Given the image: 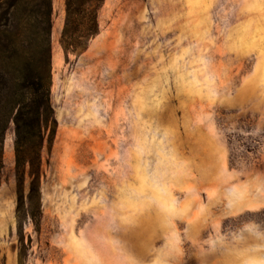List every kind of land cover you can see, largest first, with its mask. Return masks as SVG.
Segmentation results:
<instances>
[{"label": "rangeland", "instance_id": "374dc122", "mask_svg": "<svg viewBox=\"0 0 264 264\" xmlns=\"http://www.w3.org/2000/svg\"><path fill=\"white\" fill-rule=\"evenodd\" d=\"M53 2L40 223L10 131L0 264H264V0H105L79 55Z\"/></svg>", "mask_w": 264, "mask_h": 264}, {"label": "trees", "instance_id": "16d2710c", "mask_svg": "<svg viewBox=\"0 0 264 264\" xmlns=\"http://www.w3.org/2000/svg\"><path fill=\"white\" fill-rule=\"evenodd\" d=\"M105 0H65L64 51L84 53L100 32ZM53 0H0V187L5 142L13 132L17 211L40 223L46 140L56 132L52 104ZM29 178L28 190L26 181Z\"/></svg>", "mask_w": 264, "mask_h": 264}]
</instances>
